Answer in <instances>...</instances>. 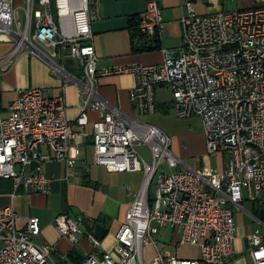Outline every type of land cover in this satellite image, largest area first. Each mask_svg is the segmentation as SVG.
<instances>
[{
    "label": "built area",
    "instance_id": "obj_1",
    "mask_svg": "<svg viewBox=\"0 0 264 264\" xmlns=\"http://www.w3.org/2000/svg\"><path fill=\"white\" fill-rule=\"evenodd\" d=\"M94 1L24 0L23 25L16 0H0V42L15 45L0 58V67L25 49L61 73L52 57L58 46H68L83 69L74 80L83 96L74 122L67 118L65 98L40 88L22 91L9 113L0 114V179L13 181L16 190L48 195L51 179L44 165L60 162L69 173L75 171L91 139L94 164L110 172H144V182L120 225L114 251L104 250L95 233H84L82 217L64 213L55 219L58 233L73 246L84 237L89 242L93 253L81 264H229L235 255L236 210L247 197L264 208V0L204 16L186 1L189 13L181 20L183 45L176 57L103 73L93 43ZM163 27L158 0H149L140 31L153 37ZM123 73L136 75L130 98L139 114H155L156 91L167 89L178 117L200 118L207 157H220L222 169L189 167L172 151L165 131L125 117L97 94L100 74ZM89 112L99 119L90 123ZM139 145L150 147L151 163L140 157ZM18 222L14 205L0 209V264H58L55 245L35 241L42 233L40 218L31 216L24 228ZM259 222L264 227V220ZM165 227L178 232L180 247H199V257L160 249L157 236ZM149 246L156 255L146 263ZM249 246L254 264H264V239L252 235Z\"/></svg>",
    "mask_w": 264,
    "mask_h": 264
},
{
    "label": "crops",
    "instance_id": "obj_2",
    "mask_svg": "<svg viewBox=\"0 0 264 264\" xmlns=\"http://www.w3.org/2000/svg\"><path fill=\"white\" fill-rule=\"evenodd\" d=\"M186 1L194 3L199 16L212 15L228 11L229 0H158L164 27L160 34L159 50L135 52L133 41L128 30L131 16L141 14L148 6L149 0H95L91 6L93 43L99 57V73L106 70H117L138 65L162 63L166 57H176L183 45L181 20L188 16ZM21 24L26 23L24 0H16ZM237 9L256 6V0H236ZM11 42H0V58H5L14 49ZM57 56L53 62L62 70L57 72L38 56L21 49L13 61L7 60L0 67V114L6 116L10 105L20 93L30 88H40L51 97L62 95L67 106V118L70 122L80 114L83 96L80 87L74 80L83 76L82 66L70 56L68 46H58ZM136 86L134 73H123L103 76L100 74L96 86L97 94L106 102L116 107L125 117L139 120L141 115L135 109L130 98L131 90ZM169 91L158 89L160 92ZM171 93V92H170ZM158 109L167 111L172 96L168 101H158ZM99 119V114L89 112L90 123ZM91 131V124L86 127ZM192 147H199L206 158V165L222 169L220 157L208 158L206 139L195 140ZM202 164V163H200ZM190 167V166H189ZM194 168H197L194 167ZM45 174L51 179L50 194H29L24 189L16 190L13 181L0 179V209L14 205L19 216L18 227L24 228L31 216L40 218L42 233L35 238L36 243L55 245V258L66 264H75L70 257L73 249L86 258L93 253L89 242L84 237L78 247L63 238L55 227V219L70 212L74 217L96 219L103 217L109 229L108 235L100 240L102 248L114 251L116 236L126 212L143 185L136 172H110L105 167L94 164L92 140H88L82 158L73 172H68L66 165L60 162H49L44 165ZM137 175V176H136ZM258 204L247 197L241 209L236 210L237 233L235 238V255L229 264H254L250 256L249 238L260 235L264 239V227L260 224ZM84 233L90 234L83 225ZM92 233H95V229ZM158 237V247L167 254L174 255L169 248H175L176 254L183 258L199 257L200 248L190 246L192 255H183L178 245L179 234L169 227L162 228ZM2 244L0 243V247ZM149 256L150 262L156 255L153 246ZM144 250V260H145ZM146 261V260H145Z\"/></svg>",
    "mask_w": 264,
    "mask_h": 264
},
{
    "label": "rangeland",
    "instance_id": "obj_3",
    "mask_svg": "<svg viewBox=\"0 0 264 264\" xmlns=\"http://www.w3.org/2000/svg\"><path fill=\"white\" fill-rule=\"evenodd\" d=\"M172 94L170 91L159 92L157 94L156 100L158 101H168ZM141 122L153 124L163 131H165L172 139V151L191 168L198 167L199 165H205L206 158L205 154L198 151L199 147L194 148L191 144L195 140H202L204 133L203 122L200 118H180L176 114V110L173 104L169 103V108L167 111L158 109L155 114L138 115ZM137 151L142 159L148 163L152 162V153L150 147L147 145L137 146ZM202 163V164H200ZM140 177V181L143 182L144 172H136ZM136 175V176H137ZM151 192H153V185L151 186ZM158 239V237H157ZM159 245L161 246L160 242ZM145 260L146 263L149 261V254L152 251L151 248L146 247L145 249ZM172 253L176 254L175 248H169ZM181 253L183 255L191 256L190 246L182 247Z\"/></svg>",
    "mask_w": 264,
    "mask_h": 264
},
{
    "label": "trees",
    "instance_id": "obj_4",
    "mask_svg": "<svg viewBox=\"0 0 264 264\" xmlns=\"http://www.w3.org/2000/svg\"><path fill=\"white\" fill-rule=\"evenodd\" d=\"M128 30L132 37L133 50L135 52H151L154 50H159L161 48L159 34L153 37H148L146 34H143L140 31V14H136L129 18ZM258 209H260L259 205H258ZM82 218L84 220L83 222L86 225L87 230L91 233L94 231L96 225L106 224V221L104 220L103 217H98L96 219H89L82 216ZM70 257L72 258V260L75 261V264H81L85 260V258L79 254V251L77 249H73L71 251ZM57 262L58 264H66L60 261Z\"/></svg>",
    "mask_w": 264,
    "mask_h": 264
},
{
    "label": "water",
    "instance_id": "obj_5",
    "mask_svg": "<svg viewBox=\"0 0 264 264\" xmlns=\"http://www.w3.org/2000/svg\"><path fill=\"white\" fill-rule=\"evenodd\" d=\"M237 10V6H236V0H229L228 3V11H234ZM260 218L261 220H264V208L260 209ZM109 233V229L106 228L105 226L98 224L95 227V236L99 239V240H103Z\"/></svg>",
    "mask_w": 264,
    "mask_h": 264
}]
</instances>
